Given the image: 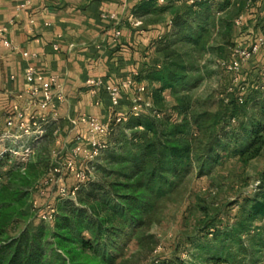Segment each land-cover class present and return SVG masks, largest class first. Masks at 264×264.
I'll return each mask as SVG.
<instances>
[{"label":"trees","instance_id":"1","mask_svg":"<svg viewBox=\"0 0 264 264\" xmlns=\"http://www.w3.org/2000/svg\"><path fill=\"white\" fill-rule=\"evenodd\" d=\"M244 1L183 0L181 8L145 0L134 9L136 15H151V24L169 15L166 33L153 46L159 63L128 76H133L134 87H146L151 108L110 123L102 150L107 151V181L82 183L75 173L63 170L66 195L76 192V201L61 199L49 226L45 214L25 212L30 166L9 153L0 157V264H119L156 203L188 173L209 177L226 159L237 157L246 164L261 154L264 58L256 69L247 67L222 100L225 122L218 115H189L190 91L201 81L199 57L227 51L229 60L228 48L237 32L233 21L244 11ZM37 123L46 133L56 129L52 121ZM202 131L207 139L194 148L191 136ZM231 205L236 212L221 221L216 213L209 218V208L198 200L195 207L203 220L156 264H264V170L251 194ZM21 222L23 228L16 231Z\"/></svg>","mask_w":264,"mask_h":264},{"label":"crops","instance_id":"2","mask_svg":"<svg viewBox=\"0 0 264 264\" xmlns=\"http://www.w3.org/2000/svg\"><path fill=\"white\" fill-rule=\"evenodd\" d=\"M144 1L0 0V27L8 43L0 39V137L19 132L16 121L12 129L5 126L19 111L25 123L31 118L54 122V135L63 148L69 143L70 152L86 139L82 118L104 124L112 114L127 116L130 92H123L113 107L104 87L94 88L88 82L101 79L118 85L159 63L153 46L166 33L169 15L148 23L151 15L133 13ZM165 2L183 7V0ZM263 21L264 0H245L244 11L233 21L234 43L248 46L262 33ZM263 58L261 48L249 69H256ZM28 70L33 71L32 83L25 78ZM53 84L61 89V103ZM34 88L38 94L33 98L29 92ZM44 92H50L53 105L39 110L35 102Z\"/></svg>","mask_w":264,"mask_h":264},{"label":"rangeland","instance_id":"3","mask_svg":"<svg viewBox=\"0 0 264 264\" xmlns=\"http://www.w3.org/2000/svg\"><path fill=\"white\" fill-rule=\"evenodd\" d=\"M217 2L214 3L217 4ZM232 47L233 44L228 49ZM226 52L222 56L205 54L199 57L202 75H199L201 76L200 83L190 91L192 103L190 116L206 113L211 116L218 115L222 120L227 117L222 100L229 96L228 90L235 83L233 81L235 76L224 69L227 61ZM250 62L251 60L242 65L240 72L236 75L237 80L243 71L247 70ZM39 128V132L30 136L18 137L19 132H10L18 138L2 140L0 145L1 148L15 149L17 154H10L11 157L20 158L23 163L30 166L28 188L30 197L25 212L28 216L38 212L45 214L44 224L49 226L59 211L58 202L61 199L67 200V198L75 202L76 192L71 195H60V199H57L59 188L65 186L63 179L62 182L58 179L61 175L60 164L65 154L68 156L70 153L69 143L66 142L63 148L60 140L54 135V131L46 133L41 127ZM206 139L207 132L205 131L200 134L193 133L191 136L194 148L201 146ZM103 141L105 142V139ZM102 150L92 160L77 158L76 165L85 176L82 183L98 182L103 178L107 181L105 164L107 151L102 154ZM47 169L49 171H46ZM263 170L264 145L261 154L246 164L241 163L237 157H231L216 167L209 177L197 178L196 172L192 170L175 190L156 203L154 211L146 218L145 226L137 231L134 239L126 246L122 259L118 263L156 264L160 255L170 254L175 243L186 235H192L197 225L203 220V214L199 213L195 207L198 200L201 205L209 208L207 215L209 218L216 213L221 221L228 220L237 210L231 204L239 197L251 194ZM190 205L191 209L188 211L187 208ZM23 226L24 222L19 223L16 231L22 229ZM15 232H10L9 235Z\"/></svg>","mask_w":264,"mask_h":264},{"label":"built area","instance_id":"4","mask_svg":"<svg viewBox=\"0 0 264 264\" xmlns=\"http://www.w3.org/2000/svg\"><path fill=\"white\" fill-rule=\"evenodd\" d=\"M159 4H165L166 0H157ZM189 3H193L194 0H188ZM25 7L24 5L21 6V8ZM5 37V29L0 27V39L2 40V43L5 45H8L7 41L4 40ZM264 46V21L262 23V33L257 36L254 40V42L248 46L243 47L240 45H235L229 50V60L225 62L224 69L229 73L232 74L233 81L236 83L237 77L236 75L240 72V69L243 64L249 62L252 60L261 50V48ZM134 76V74H133ZM133 76L127 77L122 82H120L118 85H111L108 83H103L101 79H97L94 81H89L88 84L93 86L94 88H100L104 87L105 91L108 93L110 100L113 104V107L117 106L118 101L121 99L123 92L127 91L130 92V98H129V113L131 114H137L142 110H149L151 108V103L149 100V92L146 89L144 85H139L134 87V79ZM26 81L28 83L33 82V71L28 70L26 73ZM54 85V84H53ZM55 86V89L58 91V100L59 102H63V96L61 95V89L59 86ZM228 92H231V89L228 90ZM31 97H36L37 92L36 89H32L29 92ZM52 95L50 92H44L43 97L40 101H36L35 105L39 110H45L49 106L53 105ZM15 121L17 122V130L20 133V136H30L34 135L37 132H39L40 128L37 123L36 118H31L30 122L25 123L24 122V115L16 111L10 118H8L5 126L7 129H12L15 127ZM123 121V116L121 115H115L113 120L101 123L97 119L93 117L88 118H82L81 122L87 125V136L84 140V143H78L75 147H73L69 153L68 158L62 160L60 166H61V173L63 170H66L70 173H75L76 178L80 181H84V173L81 171L76 172V161L77 158L82 157L86 160H92L93 158L97 157L98 154L101 152L102 149L105 148V144L103 139L107 136L109 131L110 123L113 122L114 124H119ZM18 137L13 136L9 133L4 134L0 137V144L2 140L5 139H17ZM4 153L9 154H17L15 149L12 148H1L0 145V157ZM59 181L62 182V177L60 175ZM64 185V184H63ZM58 194L61 196L66 195L65 188H59Z\"/></svg>","mask_w":264,"mask_h":264}]
</instances>
